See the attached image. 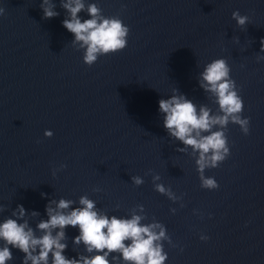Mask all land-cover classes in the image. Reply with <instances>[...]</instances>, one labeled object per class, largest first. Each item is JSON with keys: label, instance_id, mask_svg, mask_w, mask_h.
Segmentation results:
<instances>
[{"label": "water", "instance_id": "1", "mask_svg": "<svg viewBox=\"0 0 264 264\" xmlns=\"http://www.w3.org/2000/svg\"><path fill=\"white\" fill-rule=\"evenodd\" d=\"M41 2L0 0V221L20 204L40 213L35 228L49 199L87 195L108 215L164 224L166 264H264V0H85L130 29L124 50L91 67L62 26L60 0L51 19ZM237 10L249 17L243 28ZM217 58L227 60L250 124L247 135L228 124L230 155L205 170L219 184L207 190L191 149L177 151L183 145L164 129L158 101L177 88L217 112L198 82ZM157 174L180 200L154 190ZM66 234L65 255L83 252L72 244L78 229ZM12 253L9 264H22L24 254Z\"/></svg>", "mask_w": 264, "mask_h": 264}, {"label": "clouds", "instance_id": "2", "mask_svg": "<svg viewBox=\"0 0 264 264\" xmlns=\"http://www.w3.org/2000/svg\"><path fill=\"white\" fill-rule=\"evenodd\" d=\"M60 7L67 13L62 26L73 34L72 45L78 51L83 50V62L89 67L100 56L115 54L127 47L129 27L118 17H105L96 3L86 5L85 0H60ZM40 8L44 19L60 15L53 0H42ZM81 12H86L89 18L82 19ZM4 13L5 9L0 7V16ZM232 19L240 28L249 23V17L238 10L232 12ZM236 39L239 42V38ZM260 43V53H264V38ZM261 60L264 55L257 56V62ZM230 73L231 68L224 58L207 63L199 73V87L212 103L218 105L215 113L205 104L198 107L177 88L170 96L158 101L164 129L170 138L183 145L177 151L186 153L191 149L189 154L195 158L200 186L207 190L218 189L219 184L215 178L206 177L205 170L219 167L230 155L226 135L228 124L239 125L245 135L249 133L250 118H242L244 102ZM44 135L50 138L53 132L46 130ZM60 167L63 169L66 165ZM56 171L53 170V176ZM131 180L136 186L144 183L140 176H132ZM152 180L154 190L161 195L173 202L181 199L171 187L157 183L161 180L158 174ZM46 195L41 193L42 198ZM136 208L144 213L143 205ZM2 211L4 209L0 207ZM45 214L47 219H39L33 228L30 220L40 217V213L28 212L18 204L10 217L0 221V264L14 260L12 249L24 254L22 264H121V261L123 264H166L168 260L163 242L171 244V239L166 226L155 218L143 223L147 220L146 214L133 213L130 218L108 215L87 195L80 196L78 202L49 199ZM68 227L78 229L79 234L72 239V244L84 250L76 252L72 249L76 256L71 258L65 255Z\"/></svg>", "mask_w": 264, "mask_h": 264}]
</instances>
